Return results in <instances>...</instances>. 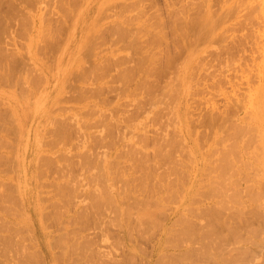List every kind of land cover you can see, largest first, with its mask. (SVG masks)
Masks as SVG:
<instances>
[{
    "label": "rangeland",
    "instance_id": "rangeland-1",
    "mask_svg": "<svg viewBox=\"0 0 264 264\" xmlns=\"http://www.w3.org/2000/svg\"><path fill=\"white\" fill-rule=\"evenodd\" d=\"M176 18L178 19L175 20ZM179 19L182 21V24ZM165 21L169 24V26ZM173 21H175V23ZM147 23H151V25H148ZM164 23L167 24L168 28L166 25V27H164ZM183 24L186 26L184 27ZM114 25L119 26L121 29L117 27V30L114 28ZM178 25L179 27H177ZM112 29L114 30V33L117 32L116 35L111 33L110 30ZM144 29H148L150 32L144 31ZM156 29L159 31H156ZM162 29L164 32H162ZM121 30L122 32L125 30L124 32L126 33H122ZM179 32H183L182 35ZM160 33H162L163 36ZM151 34L153 37L156 34L158 36L156 35L155 39L153 37V39H150L149 37H151ZM168 34L170 36H168ZM133 35H136L134 37L137 38H134ZM89 37L91 38L89 39ZM131 37L132 40L130 39ZM164 38L166 41L163 40ZM185 39L187 40V43L185 42ZM89 40L92 42H88ZM135 40L137 44L135 43ZM86 41L89 45L86 44ZM140 44L144 45V47ZM263 49L264 0H0V57H5L6 53L17 55V57H14L15 64L13 63V67L16 69L8 67L9 65L5 64L7 60L5 61L4 58L0 59V68L3 69H0V109H7L9 112L13 109L11 113L14 111L13 113L16 114L15 117H19L18 119L21 120L22 123L20 128H16L14 132L12 130L13 134L12 132L9 133L10 138L12 136L16 137L20 135L21 141L19 143V150L16 152L19 154L17 168L19 167L18 169L20 175L18 179L23 191H25L27 195H25L27 198L25 197L24 206L21 205V207L19 205V207H21L19 210H22V219L28 223L34 221L37 222L40 216L39 209L37 208L38 189L34 185L35 181L32 176V166L35 165L37 155L41 152L46 153L43 151L46 150V145H43L45 141L44 139L46 138L47 140L52 134L53 137H51L54 138V141H56L54 142L56 145H54L53 150H59L58 153L62 159L65 156L66 159H70V161L69 159H63L62 162L68 163L69 161L71 163L70 180L72 181L71 184L74 182L71 186L73 188L76 187V190L75 188L74 190L71 188V195L75 196V201H80L81 206L87 207L85 211L90 214L91 219L95 218L96 221L100 218L102 219H100V221L98 220V222H101L100 224L102 226H99L100 229L96 228L99 236V238L97 237L96 239L98 240V243H100L99 248L100 250L103 249L106 253L104 255L103 250L101 252V254L103 253L101 258L104 260L102 264H112L114 258V263L115 261H121L122 263L120 262V264H130L132 262H134V264H142L144 260L149 259L144 253V251L149 250L151 245V243H149V240L151 242V239L149 238H151V234H153L152 236L157 235L156 233H158V230L156 231V229H158L159 225L162 223V218L165 213H170L173 210L175 211V214L171 213V216L173 215L171 217L172 219L170 218L171 221L169 220V225L171 226L167 228L171 231H166L171 234L169 236V233L165 232L161 236L163 242L165 239V243L161 242L160 245L162 248L159 246L156 251L157 255L161 249H163L162 253L164 256H162L161 252V256L157 255V257H162V259L160 257L158 259H161L163 263L174 264L173 262H175V264H194L197 261H200L198 264H206L207 262V264H212L214 261H217V263L214 262V264H224V262H222L224 258L225 264H231L232 261L234 264H246V262H248L247 264H264V219L262 220L264 214H261V206H263L264 210V196L259 195L264 192V178L262 179V176L264 177V166L262 167L260 163L261 160L258 158V155H256L261 152L259 157L262 156V149L257 147L264 143V139H262V131L257 128L259 122L256 115H254L255 111L253 112V110L249 109L248 103L246 102V95L244 94H248V90H246L250 88L248 85L253 83L254 86L251 85V87L254 88L258 84V70L263 69L264 66ZM166 52L168 53L166 54ZM141 54H145V56H141ZM10 56L8 54V57L6 58H9ZM16 58L19 59V62ZM111 59L114 61L117 60V63L120 62L119 65L116 62V64L112 63L113 61H111ZM107 60L111 61V65ZM163 61L164 64H168L164 65ZM84 63L86 64L85 66ZM134 63L138 64V66H136L137 64L135 65L138 70L134 68ZM4 64L6 68L3 66ZM94 64L96 65L93 66ZM102 64L109 66H103ZM96 66L99 67L96 68ZM91 67L96 69V72L94 71L95 74H93V69H90ZM30 68L31 70L29 71ZM110 68L112 69L109 70ZM5 69L6 72L4 71ZM121 69H124L122 70L125 71L124 74H121L123 73ZM134 70H137V72L135 71V73ZM9 71L15 73V75ZM28 71H32V74L39 73L37 74L38 82L36 85L38 90H35L37 93L34 91V87L31 82L32 74ZM127 71L128 73L134 74H128ZM142 71H144V73ZM3 72H9L8 74H10L11 77L14 75L15 78L12 79V77L11 81L9 75L4 74ZM72 72H74V75ZM125 74H128L129 76L127 75L124 77ZM18 75L19 77H17ZM84 75L87 79L86 81L84 80ZM95 75H98L101 79L97 76V78H94L96 80H93L92 78L96 77ZM4 76L10 80H7L6 78L8 82H5V79L2 80ZM90 76H92V78L89 79ZM122 76L123 79H121ZM141 76H146L148 80L146 77L145 80L142 77L143 81H141ZM128 78L130 82L128 81ZM14 80L18 82H15ZM125 80L127 84L129 83L131 86L127 85ZM131 80H134V82ZM136 80H140L139 83ZM146 80L150 82H147ZM122 82H124V84ZM134 84L135 86L139 84L140 86L146 85L145 87L149 88L146 89L144 86V89L140 86H136L134 88ZM19 85L23 88V93L20 92L22 88H19ZM23 86H25L26 89ZM98 87L99 89H97ZM150 87H153V91H151ZM148 91L151 92L148 93ZM133 92L135 94H133ZM144 93L146 97L144 96ZM151 95H154L152 96L153 98ZM242 95L245 96H243L245 100ZM238 99L240 103L237 102ZM138 100H140V103ZM234 101L241 106L234 104ZM242 104L244 106H242ZM232 107H234V109H238L237 112L235 111V114H232L234 113V111L232 112ZM246 108H248V111H246ZM4 110L3 117L5 120L0 115L2 123L12 119L13 117L10 113V117L6 116L8 111L6 110L5 113ZM247 115L249 118H247ZM5 117H8V119ZM103 118L105 119L103 120ZM95 120H101L100 122L103 123H97L98 121L96 122ZM107 122H110L111 124L109 123L108 126ZM92 124L94 126H92ZM5 125H7V123ZM106 126L107 128H105ZM237 126L239 130L242 127L240 130L242 132L241 134L245 131V134H243L244 136L242 135L240 137V131L235 128ZM245 126H247L246 129ZM13 127L15 128V123ZM233 128L236 129V132L239 131L238 135H235ZM254 128L255 130H253ZM50 129L53 133L48 131ZM109 129H112V135L109 132ZM17 130H19V133ZM247 130L249 133H247ZM248 134L250 136H247ZM254 134L256 135L255 137ZM246 136L253 141L250 142L249 139L246 140ZM244 139L246 142L248 141V144L246 143L247 145L243 143L245 141ZM152 140H155L157 145L154 143L155 141L152 143ZM170 140H172V142ZM181 142L184 146H181ZM171 143L174 146H172ZM155 145L161 147H155ZM254 148H256V154ZM139 149L141 151H139ZM160 149L164 150L157 153L154 152V150L159 151ZM186 150L189 152L187 153ZM162 152H164V155ZM160 153L162 156L159 155ZM188 154L191 157L188 156ZM253 154L254 159L251 156ZM140 156L143 157L140 159ZM145 157L148 159L146 160ZM162 157L164 160L167 158L169 160L164 161ZM223 157L225 158L223 159ZM255 158L257 159L256 161H254ZM144 160L146 161L144 162ZM258 160H260V162ZM166 162H169L170 164H167ZM70 163L66 165H69ZM141 163H144L145 166ZM207 163H209V166ZM173 164L176 167H173ZM170 165H172V167ZM63 166H65V164H63ZM141 166L144 167L140 168ZM169 166L171 168H169ZM205 166H208V168ZM260 168H262V171ZM218 169L221 170V174ZM179 170L181 172L184 171L182 173L185 174H182ZM172 171L175 175L171 173ZM222 171L224 172L222 173ZM179 172L180 175L182 174L181 176L178 175ZM142 174L144 176H142ZM147 174L148 176L150 175V177H148ZM145 175L147 177H145ZM209 177L211 182L208 179ZM129 178H134L135 180L132 179L133 181H130ZM219 178L221 179L218 181ZM220 181L223 182L220 183ZM215 182L216 184H214ZM137 184L140 188L136 187ZM156 184H158V189L154 187ZM149 185L151 187H149ZM216 185L220 187L215 188ZM224 186L225 189H227L226 192H224ZM252 186H254L256 190ZM179 187H182L183 189L181 190ZM118 188H120V190ZM141 188L143 190H141ZM130 189L134 190V194L133 190ZM149 189L151 192H148L150 191ZM135 190L138 192H135ZM235 190L237 191L236 194L234 192ZM257 190L259 194L256 192ZM139 191L142 192L139 193ZM205 191L209 194H205ZM179 192L182 193L179 194ZM149 193L152 194L150 195ZM196 193L199 194L197 195ZM202 193L205 194L203 195L204 200H202L203 196H200ZM224 193H227L228 196ZM131 194L136 197L133 195L131 196ZM231 194H234L233 197H231ZM144 195L147 196L143 197ZM152 195L154 198H152ZM229 195H231L230 199L232 198L231 200L233 202L229 199ZM179 196L180 198H178ZM226 196L228 197V202H231V204L226 201ZM141 197V200L143 201L142 203L139 202L141 201L139 200ZM146 197L147 199H145ZM162 197H165V200L162 199ZM192 197L196 199L193 201ZM190 198L193 202H190ZM122 199L124 201H122ZM134 199L138 200L135 201ZM143 199L147 201L146 203L149 206L142 205L143 203L146 204ZM132 200H134V202H132ZM197 200L199 201L197 202ZM250 200L254 203L253 205H251ZM128 201H131L129 203L131 205L129 206L128 204L126 207ZM135 202H137V205L133 204ZM238 202L240 204L238 205L239 210H237ZM90 203L92 207L89 205ZM221 203L222 205L224 204L223 206L225 208L221 209V207H223L220 205ZM95 204L98 206H95ZM112 204L114 206H112ZM118 204L120 207L117 206ZM225 205L229 206L230 209H228ZM139 208L142 209V212L145 210V213H142ZM234 208L236 209L235 214H233ZM242 208L251 209L248 212L249 214L247 213V217L250 216V219L248 218L249 220L243 218L245 213L244 211L242 213ZM253 208L259 213L261 221L259 220V217L255 218L256 216H254L253 218V216L250 215ZM93 209L99 212V216L98 213H94ZM150 209L153 211H150ZM136 210L138 212H135ZM148 210L150 213L154 212V210L157 213L155 212L156 215L153 213L154 216H152V214H148ZM34 211L36 212L34 213ZM159 211L161 213L164 211V215L163 213L160 215ZM228 211L231 213H228ZM126 212H129L132 217L129 215L131 217L130 218ZM141 214L142 216L144 214L142 218H140ZM137 215L138 218H136ZM25 216H27V218H25ZM150 216H152V219L154 217L157 218L158 222L156 223V220L154 219V221H150ZM148 217L150 220H148ZM135 218L136 220L144 219L145 222L148 221L150 224L153 222V225L156 227L152 224H147V226H150V231L147 229V234L144 232L142 234L143 236L141 235V238L144 237V240H140V242L143 241L144 243H147L144 244L142 242L140 244V242H138L137 244L136 242V244L131 247V242L124 238L122 231H119V229L121 227V223L125 224L127 220L128 222L130 220L131 225L132 223L134 225ZM182 218H186L185 220L187 221V225H185L186 221ZM158 219H161L162 221ZM241 219L248 220L251 227L254 225L255 227H253L255 229L251 228L250 230L249 224V227H244L241 223ZM131 220H133V222ZM136 220L135 222L138 221ZM159 221L161 223H159ZM222 222L223 226L221 224ZM224 222L226 225H224ZM108 223L109 226H107ZM157 224L159 225L157 226ZM241 224L243 228H240ZM213 226H218L219 229H215L216 227L213 228ZM228 226H232V230L231 228L229 230ZM102 227L105 230H103ZM220 227H222V229H220ZM189 228L192 230L195 229V231H190ZM205 228L206 230H210V233L208 230L206 231ZM235 228L238 229L236 230ZM107 229L108 231H106ZM245 229H249L252 233H250L249 230L246 231ZM96 230L94 228H90L87 229L86 232L89 236H93L95 235L94 231L96 232ZM184 230L186 233L183 232ZM186 230H189L191 233ZM238 230L239 233L242 232L243 234H239L237 232ZM23 231L24 229L20 232V234L22 233V239L26 237L24 238V242L27 243L29 241L27 238L29 235L26 231ZM255 231L260 233L256 234ZM201 232L202 234L199 235ZM223 232L228 234H224ZM110 234L112 236H110ZM230 234L236 235L231 236ZM204 235L206 237H204ZM39 236L40 242L43 241L47 244V247L45 246L47 264H62V261L59 259L60 256H58V253H60L59 249L57 247L55 248L53 245L50 246L53 242V238L48 237L45 231L43 232V228ZM101 237L105 240L102 241ZM168 237H170V239ZM202 237H204V239ZM100 238L101 240H99ZM138 238L140 239V236ZM241 238H245L244 240H247L248 242L250 239L252 241L250 240L248 243L247 241L245 242L244 240H241ZM253 239L255 243L253 242ZM215 240L218 241L217 244L220 243V245L217 246L214 243L215 246L212 247L213 241ZM47 241L49 243L51 241L52 242L49 244ZM176 241L179 243H176ZM166 243L167 246H165ZM127 244H129V248ZM142 244L145 245L146 249ZM188 245L191 247L190 250L192 253L191 251H188ZM216 246L217 248H215ZM232 246L233 248L239 249H236L238 252H235ZM242 247L244 249H242ZM193 248L197 252L196 255ZM198 248L203 252H201ZM208 248H210L209 250H214H211V253H207ZM247 248H250L249 250L252 251V254ZM217 249H219L220 252ZM125 250L128 251L125 252ZM158 250L160 251L158 252ZM244 250L247 253H245ZM183 251H187V253L184 254ZM114 252L116 256H114ZM120 252L121 254H119ZM177 252L182 257L177 256L179 255ZM131 253H133V255ZM219 253H222V255L220 254L223 256L222 259L218 257L220 256ZM229 253H231V255ZM174 254L176 256H174ZM198 254L201 256L200 259L205 257V263L202 261L203 259H198L200 257ZM243 254H246V257H242ZM126 255H129L128 257H132L129 258L130 261L127 260L128 257ZM165 255L167 256L165 257ZM236 255H239V257H236ZM112 256H114L113 259H111ZM196 256H198V258ZM209 256H213V260L212 257ZM138 257L139 260L137 259ZM163 257L164 259L167 258L166 260L168 262L170 260V262H165L166 260H163ZM228 257L232 260L231 262ZM121 258L126 260H122ZM35 259L36 260L33 264H36L39 260V258ZM106 259H108V261L111 259L112 261L106 262ZM158 259L157 262L159 261ZM171 259L173 260L171 261ZM155 260H153L154 264H156ZM57 261L60 262L58 263ZM161 263L162 262L159 264ZM38 264H40V262H38Z\"/></svg>",
    "mask_w": 264,
    "mask_h": 264
},
{
    "label": "bare ground",
    "instance_id": "bare-ground-1",
    "mask_svg": "<svg viewBox=\"0 0 264 264\" xmlns=\"http://www.w3.org/2000/svg\"><path fill=\"white\" fill-rule=\"evenodd\" d=\"M27 1V0H26ZM29 1V0H28ZM38 1V0H37ZM24 2V1H23ZM89 3V2H88ZM27 4V3H26ZM85 10H86V8H85ZM79 11V10H78ZM83 11V10H82ZM99 13V12H98ZM78 15H80V14H78ZM98 16V15H97ZM96 16V17H97ZM75 18V17H74ZM84 18V17H83ZM178 18H176L175 20H177ZM81 20H82V18H81ZM98 20V19H97ZM172 20H174V19H172ZM35 21V20H34ZM77 21V20H76ZM85 21V20H84ZM147 21V20H146ZM179 21H180V19H179ZM144 22H145V20H144ZM166 22V21H165ZM174 23H175V21H173ZM182 21H180V23H181ZM185 22V21H184ZM34 23V22H33ZM94 23V22H93ZM161 23H163V22H161ZM167 23V22H166ZM75 24V23H74ZM81 24V23H80ZM116 24V23H115ZM148 24V23H147ZM168 24V23H167ZM167 24H163L164 25V27H166L167 26ZM176 24H178V23H176ZM182 24V23H181ZM185 24H186V22H185ZM117 25V24H116ZM116 25H114V28H116L117 29V27H119V26H116ZM148 25H151V23L150 24H148ZM159 25V24H158ZM161 25V24H160ZM162 25V26H163ZM166 25V26H165ZM73 26H75V25H73ZM116 26V27H115ZM168 26H169V24H168ZM168 26H167V28H168ZM172 26V25H171ZM183 26H184V24H183ZM186 26V25H185ZM184 26V27H185ZM111 27V26H110ZM109 27V28H110ZM160 27V26H159ZM163 27V28H164ZM173 27V26H172ZM177 27H179V25L177 26ZM188 27V26H187ZM113 28V27H112ZM154 28V27H153ZM152 28V29H153ZM161 28V27H160ZM119 29H121L120 27H119ZM157 29H158V27H157ZM156 29V31H159V30H157ZM170 29V28H169ZM180 29V28H179ZM178 29V30H179ZM101 30V29H100ZM99 30V31H100ZM113 30V29H112ZM112 30H110L111 31V33H114V30H113V32H112ZM118 30V29H117ZM163 30V29H162ZM166 30V29H165ZM173 30H174V28H173ZM181 30V29H180ZM95 31V30H94ZM125 30H123V32H122V30H121V32L122 33H126V32H124ZM144 31H149L150 32V30H146V29H144ZM155 31V32H156ZM167 31V30H166ZM176 31V30H175ZM174 31V32H175ZM182 31V30H181ZM91 32V31H90ZM162 32H164V30L162 31ZM171 32V31H170ZM187 32V31H186ZM116 33L117 32H115L114 34L116 35ZM131 33V32H130ZM146 33V32H145ZM177 33V32H176ZM181 35H182V33L181 32H179ZM184 33H185V31H184ZM89 34V33H88ZM106 34V33H105ZM120 34V33H119ZM119 34H118V36H119ZM128 34V33H127ZM153 34V33H152ZM151 34V37H149L150 39H155L156 38V35L153 37V35ZM161 35H162V33H160ZM178 34V33H177ZM90 35V34H89ZM112 35V34H111ZM126 35V34H125ZM184 35V34H183ZM117 36V37H118ZM124 36V35H123ZM134 36H136V35H133V37ZM150 36V35H149ZM158 36V35H157ZM163 36V35H162ZM166 36V35H165ZM168 36H170L169 34H168ZM167 36V37H168ZM175 36V35H174ZM201 36V35H200ZM153 37V38H152ZM171 37H172V35H171ZM182 37V36H181ZM185 37H186V35H185ZM91 37H89V39H90ZM104 38V37H103ZM122 38V37H121ZM134 38H137V37H134ZM118 39H120V38H118ZM131 40H132V37L130 38ZM159 39V38H158ZM160 39H161V37H160ZM170 39V38H169ZM172 39V38H171ZM86 40V39H85ZM134 40V39H133ZM139 40V39H138ZM164 41H166L165 40V38L163 39ZM186 40V39H185ZM140 41V40H139ZM156 41V40H155ZM163 41V42H164ZM176 41V40H175ZM190 41V40H189ZM69 42V41H68ZM88 42H92V41H88ZM132 42V41H131ZM134 42V41H133ZM162 42V41H161ZM186 43H187V40L185 41ZM135 43L137 44V42H136V40H135ZM134 43V44H135ZM165 43V42H164ZM170 43V42H169ZM172 43V42H171ZM173 43H174V41H173ZM176 43V42H175ZM191 43V42H190ZM68 44V43H67ZM86 44H87V41H86ZM91 44H93V43H91ZM90 44V45H91ZM143 44V43H142ZM179 44V43H178ZM87 45H89V44H87ZM132 45V44H131ZM141 45V44H140ZM151 45V44H150ZM153 45V44H152ZM171 45V44H170ZM188 45V44H187ZM191 45V44H190ZM67 46V45H66ZM86 46V45H85ZM136 46V45H135ZM141 46H143L144 47V45H141ZM147 46V45H146ZM145 46V47H146ZM155 46V45H154ZM174 46H175V44H174ZM173 46V47H174ZM65 47V46H64ZM82 47V46H81ZM90 47V46H89ZM133 47V46H132ZM137 47H139V46H137ZM148 47V46H147ZM164 47V46H163ZM171 47V46H170ZM178 47V46H177ZM155 48V47H154ZM169 48V47H168ZM167 48V49H168ZM185 48V47H184ZM91 49V48H90ZM142 49H144V48H142ZM142 49H140V50H142ZM147 49V48H146ZM150 49H151V47H150ZM170 49V48H169ZM62 50V49H61ZM135 50H136V47H135ZM173 50V49H172ZM176 50H177V48H176ZM179 50V49H178ZM264 50V49H263ZM166 51V50H165ZM169 51V50H168ZM174 51V50H173ZM1 52V51H0ZM145 52V51H144ZM147 52H148V50H147ZM146 52V53H147ZM150 52H152V51H150ZM172 52V51H171ZM178 52V51H177ZM264 52V51H263ZM168 52H166V54H167ZM8 54H9V56H10V54L11 53H6V56L5 55H3V56H5V57H2V58H4V60L6 61L5 62V64H8L9 66L8 67H13L14 66V64H15V62H14V57H17V55L15 56L14 54H11V56L9 57V58H6V57H8ZM165 54V53H164ZM172 54V53H171ZM14 55V56H13ZM143 54H141V56H142ZM264 55V54H263ZM143 56H145V54L143 55ZM170 56V55H169ZM11 57H13V58H11ZM18 57H19V55H18ZM166 57H167V55H166ZM1 57H0V59H2ZM11 58V59H10ZM135 58V57H134ZM145 58V57H144ZM13 59V60H12ZM19 59H20V57H19ZM19 59H17L16 58V60H18V62H19ZM59 59H60V57H59ZM132 59V58H131ZM156 59V58H155ZM167 59V58H166ZM168 59H169V57H168ZM15 60V61H16ZM1 61H3V60H1ZM21 61V60H20ZM107 61H109V64H110V62L111 61H113L112 63H115L116 61H114V60H112L111 59V61L110 60H107ZM135 61V60H134ZM145 61H147V60H145ZM156 61H158V60H156ZM160 61V60H159ZM169 61V60H168ZM17 62V63H18ZM99 62V61H98ZM101 62H102V60H101ZM119 62V61H118ZM132 62H133V60H132ZM136 62V61H135ZM141 62V61H140ZM162 62V61H161ZM4 63V62H3ZM2 63V64H3ZM10 63V64H9ZM14 63V64H13ZM16 63V64H17ZM106 63V62H105ZM104 63V64H105ZM117 63V62H116ZM115 63V64H116ZM120 63V62H119ZM119 63H117L118 65H119ZM138 63V62H137ZM136 63V64H137ZM157 63V62H156ZM5 64L3 65L4 67H5ZM104 64H102L103 66H109V65H104ZM135 63H134V65L133 66H135L136 65ZM159 64H160V62H159ZM163 64H164V61H163ZM166 64H168V63H166ZM166 64H164V65H166ZM86 64L84 63V66H85ZM92 65V64H91ZM96 64H94L93 66H95ZM111 65V64H110ZM113 65V64H112ZM151 65V64H150ZM161 65V64H160ZM0 66H1V62H0ZM2 66V67H3ZM7 66V65H6ZM90 66V65H89ZM101 66V65H100ZM117 66V65H116ZM132 66V65H131ZM136 66H138V64L136 65ZM134 67V68H136L137 70H138V68L137 67ZM16 67V66H15ZM57 67V66H56ZM97 67H99V66H96V68ZM121 67V66H120ZM128 67V66H127ZM142 67V66H141ZM144 67V66H143ZM167 67V66H166ZM6 68V67H5ZM14 68V67H13ZM12 68V69H13ZM53 68V67H52ZM94 68V67H93ZM92 67L90 68V69H93ZM101 68V67H100ZM100 68H98V69H100ZM105 68V67H104ZM103 68V69H104ZM109 68V67H108ZM122 68H124V67H122ZM126 68V67H125ZM129 68V67H128ZM161 68V67H160ZM163 68H165V67H163ZM0 69H2V68H0ZM14 69H16V68H14ZM32 69H33V67H32ZM106 69V68H105ZM112 68H110L109 70H111ZM141 69V68H140ZM162 69V68H161ZM3 70V69H2ZM18 70V69H17ZM31 70V68L29 69V71ZM35 70V69H34ZM96 69H93L92 71H93V74H95L94 73V71H95ZM101 70H102V68H101ZM122 70H124V69H121V71ZM126 70H127V68H126ZM129 70V69H128ZM131 70V69H130ZM137 70H134V72L136 71L137 72ZM163 70V69H162ZM5 72H6V69L4 70ZM8 71V70H7ZM28 71V72H29ZM36 71V70H35ZM78 71V70H77ZM92 71H91V73H92ZM98 71H100V70H98ZM97 71V72H98ZM120 71V70H119ZM259 72H258V75H257V77H258V84H257V86H255L254 88L253 87H251V85H253L254 86V84L253 83H251L250 85H248V86H250V88L249 89H246V90H248V94L247 93H244L245 95H246V102L248 103V107H249V109H251V110H253V112L255 111V114L254 115H256V117H257V119H258V122H259V124H258V129H260V131H262V134H263V138L262 139H264V66H263V69H260V70H258ZM5 72H3L4 74H8L9 72H11V71H9L8 73H5ZM24 72V71H23ZM28 72H26V73H28ZM32 72V71H31ZM31 72H29V73H31ZM75 72V71H74ZM74 72H72V74L74 73ZM96 72V71H95ZM106 72V71H105ZM123 73H121V74H124V72L125 71H122ZM131 72V71H130ZM132 72H133V70H132ZM135 72V73H136ZM140 72V71H139ZM143 73H144V71H142ZM1 73V72H0ZM12 74H14L15 75V73H13V72H11ZM33 73H34V71H33ZM76 73V72H75ZM99 73H101V72H99ZM127 73H128V71H127ZM142 73V74H143ZM4 74H2V75H4ZM32 74V73H31ZM37 74H39V73H36V74H32V80H31V82H32V85H33V87H34V91L35 90H38V88H36L37 86V82H38V77H37ZM69 74V73H68ZM71 74V75H72ZM92 74V75H93ZM121 74H120V76H121ZM128 74H134V73H128ZM128 74H125L124 75V77L125 76H127ZM9 75V77H10V79L12 78V79H14L15 77H14V75L11 77V75L10 74H8ZM74 75V74H73ZM91 75V74H90ZM100 75H103V74H100ZM119 75V74H118ZM6 76V75H5ZM5 76L2 78V80H4L5 79V82L9 79V78H7V80H6V78H5ZM76 76V75H75ZM79 76V75H78ZM77 76V77H78ZM96 77H93L92 78V76H90L89 77V79L90 78H92L93 80H96V79H94V78H97V76L98 75H95ZM129 76V75H128ZM131 76V75H130ZM2 77V76H1ZM17 77H19V75L17 76ZM20 77H21V75H20ZM24 77V76H23ZM40 77V76H39ZM84 77H85V75H84ZM99 77V76H98ZM132 77V76H131ZM134 77V76H133ZM142 77L143 76H141V81H143V79H142ZM146 76H144L143 78H144V80L147 78H145ZM182 77H183V74H182ZM68 78V77H67ZM81 78H83V77H81ZM100 78V77H99ZM118 78H121V77H118ZM130 78V77H129ZM129 78H128V81H129ZM1 79V78H0ZM9 79V80H10ZM12 79H11V81H12ZM21 79V78H20ZM41 79V78H40ZM39 79V80H40ZM80 79V78H79ZM101 79V78H100ZM121 79H123V76H122V78ZM121 79H119V80H121ZM126 79V78H125ZM131 79H133V78H131ZM151 79V78H150ZM85 81L87 80L86 79V77H85V79H84ZM135 80V79H134ZM134 80H131L132 82H134ZM147 80H148V78H147ZM146 80V81H147ZM15 82H18L19 81V79H18V81H16V80H14ZM13 81V82H14ZM21 81V80H20ZM22 81H24V80H22ZM27 81V80H26ZM28 81H29V78H28ZM123 81V80H122ZM136 81H138V83H139V81L140 80H136ZM153 81V80H152ZM249 81V80H248ZM8 82V81H7ZM125 82H126V80H125ZM130 82V81H129ZM147 82H150V81H147ZM2 83V82H1ZM23 83V82H22ZM27 83V82H26ZM123 84H124V82H122ZM137 83V84H138ZM5 84V83H4ZM17 84V83H16ZM25 84V83H24ZM31 84V83H30ZM121 84V83H120ZM126 84H127V82H126ZM136 84V83H135ZM135 84H134V88L137 86H140V84L139 85H136L135 86ZM142 84V83H141ZM9 85V84H8ZM101 85V84H100ZM127 85H130L129 83L127 84ZM73 86V85H72ZM97 86V85H96ZM131 86V85H130ZM143 86L144 85H141L140 87H142L143 88ZM146 86V85H145ZM144 86V88H149V87H145ZM148 86V85H147ZM23 87H25V86H23ZM30 87V86H29ZM33 87H32V90H33ZM70 87H71V85H70ZM75 87V86H74ZM77 87V86H76ZM121 87V86H120ZM132 87H133V85H132ZM19 88H22V87H20V85H19ZM36 88V89H35ZM103 88H104V85H103ZM143 88V89H144ZM151 88V87H150ZM153 88V87H152ZM151 88V91H153V89ZM248 88V87H247ZM252 88V89H251ZM25 89H26V87H25ZM97 89H99V87L97 88ZM145 89V90H146ZM73 90V89H72ZM121 90V89H120ZM139 90V89H138ZM142 90V89H141ZM23 91V88H22V90H20V92L21 93H23L22 92ZM74 91V90H73ZM136 91V90H135ZM134 91V92H135ZM147 91V90H146ZM150 91V92H151ZM29 92V91H28ZM33 92V91H32ZM36 92V91H35ZM131 92H132V90H131ZM133 92V94H135ZM142 92V91H141ZM144 92V91H143ZM149 91H148V93H150ZM155 92V91H154ZM37 93V92H36ZM146 93V92H145ZM145 93H144V96L146 97V95H145ZM34 94V93H33ZM132 94V95H133ZM137 94V93H136ZM143 94V93H142ZM147 94V93H146ZM150 95V94H149ZM24 96V95H23ZM38 96V95H37ZM143 96V95H142ZM152 96H154V95H151V97ZM244 95H242V97H243ZM42 97V96H41ZM241 97V98H242ZM245 97V96H244ZM244 97H243V99H244ZM34 98V97H33ZM153 98V97H152ZM236 98V97H235ZM240 98V97H239ZM148 99V98H147ZM147 99H145V100H147ZM142 100H144V99H142ZM151 100V99H150ZM235 100V99H234ZM245 100V99H244ZM140 100H138V102H139ZM148 101H149V99H148ZM147 101V102H148ZM242 101V100H241ZM151 102V101H150ZM236 101H234L233 103L234 104H238L237 102H239L240 103V101H239V99H238V101L235 103ZM244 102V101H243ZM140 103V102H139ZM138 103V104H139ZM142 104H144L143 102H141ZM35 104V103H34ZM233 104V105H234ZM232 105V106H233ZM238 105H240V104H238ZM238 105H237V107H238ZM142 106V105H141ZM241 106V105H240ZM242 106H244L243 104H242ZM247 106V105H246ZM234 107H235V105H234ZM234 107H232L233 108V110H232V112L234 111V113H232V114H235V111L237 112V110L238 109H234ZM4 108V107H3ZM6 108H8V107H6ZM247 110L246 111H248V108H246ZM4 110V109H3ZM3 110H1L0 109V115H1V117L4 119V117H3ZM7 110V109H6ZM6 110H4L5 111V113H6ZM13 110V109H12ZM12 110H10V112L8 111L7 112V114H6V116H9L10 117V115L12 114L13 115V117H12V119H9V120H11V121H9V120H7L6 122H3L2 123V118H1V122H0V264H33L34 263V261L36 260L35 258H39V260H38V262H40V264H47V260H46V254H45V246L47 247V244L46 243H44L43 241L42 242H40V240H39V234H40V232H42V228H43V232L45 231V233L48 235V237H52L51 239H52V243H51V245L50 246H55V248L57 247L58 249H59V251H60V253H58L57 251V253H58V256H60V258L58 257V256H56L57 258H59L60 259V261H62V264H102V262L104 261L101 257V255L104 253V255L106 254L105 252H104V250H103V253L101 254V252H102V250H100V248H99V244L100 243H98V240H96L97 239V237L99 238V236H98V230H96V228H99L100 229V223L101 222H98V220L100 221V217H98V218H100V219H98L97 221L95 220V218H90V214H88V212L87 211H85L86 210V208L87 207H83V206H81L80 205V201H75L76 200V198H75V196L74 195H71L72 194V189L71 188H73L71 185H73L74 184V182H73V184H71V178H70V173H71V169H70V167H71V163L69 162L70 161V159H69V161H68V163H70L69 165H66V164H68L67 162H62L63 161V159H66V156L62 159V157H60V154L58 153L59 152V150H53L54 149V145H56V144H54V142H56V141H54V138H52L53 136H52V134H51V138L49 139H47L46 140V138L44 139L45 141H44V143H43V145L45 146L46 145V150H43V151H45L46 153H42V155H41V153L39 154V155H37L36 156V162H35V165L34 166H32L33 167V171H32V176H33V179H34V181H35V187L38 189V191H37V193H38V199H37V201H38V206H37V208L39 209V214H40V216H39V218H38V220H37V222H30V223H28L27 221L25 222L24 221V219H22V210L20 211L19 209L22 207V206H24V204H25V197L27 196L26 195V193H25V191H23V189H22V186L20 185V181H19V167L17 168V164H18V162H19V154L18 153H16L18 150H19V143L21 142L20 141V135H18V136H12V137H14V138H10V132H12V130H13V132H14V130H16V128L18 129V128H20V125L22 124L21 123V120H19L18 118L19 117H15L16 116V114H14L13 112L11 113V111ZM16 110V109H15ZM244 110H245V107H244ZM250 111V110H249ZM16 112H17V110H16ZM9 113H10V115H9ZM19 114V113H18ZM243 116V115H242ZM246 116V115H245ZM6 119H8V117H5ZM13 118H14V123H15V128L13 127V125H14V123H13ZM126 118V117H125ZM247 118H249L248 117V115H247ZM105 118H103V120H104ZM5 120V119H4ZM96 121V120H95ZM98 121V122H97ZM96 122L97 123H103V122H100L99 120H97ZM252 121V120H251ZM95 122V123H96ZM7 123V125H5ZM94 123V124H95ZM106 123V122H105ZM109 123L110 122H107V124H108V126H109ZM238 123H239V121H238ZM107 124H105V125H107ZM111 124V123H110ZM90 125H91V123H90ZM97 125V124H96ZM96 125H95V127H96ZM99 125V124H98ZM104 125V126H105ZM244 125V124H243ZM92 126H94L93 124H92ZM112 127V126H111ZM244 127V126H243ZM249 127V126H248ZM251 127V126H250ZM12 128H14V129H12ZM54 128V127H53ZM104 128V127H103ZM105 128H107V126L105 127ZM236 129H238V126L237 127H235ZM235 128H233L234 130L233 131H235V135L237 134L238 135V133H239V131L242 129V127H241V129L239 130V131H237L236 132V129ZM240 128V127H239ZM247 128V126H245V129ZM251 128H253V127H251ZM256 128V127H255ZM255 128L253 129V130H255ZM104 130V129H103ZM112 130V129H111ZM111 130L109 129V132L111 133ZM250 130V129H249ZM18 131V133H19V130H17ZM16 131V132H17ZM24 131V130H23ZM48 131H51V129L50 130H48ZM53 131H54V129H53ZM243 131V130H242ZM248 131V130H247ZM13 132H12V134H13ZM15 132V133H16ZM33 132V131H32ZM52 132V131H51ZM244 133L243 134H245V131H243ZM49 133V132H48ZM53 133V132H52ZM65 133H66V131H65ZM102 133H106V132H102ZM109 133V134H110ZM113 133V132H112ZM112 133H111V135H112ZM242 132L240 131V134H241ZM247 133H249V131L247 132ZM254 133V132H253ZM252 133V134H253ZM67 134V133H66ZM108 134V133H107ZM239 134V135H240ZM243 134H241L240 135V137L243 135ZM251 134V135H252ZM104 135V134H103ZM101 136V135H100ZM105 136H108V135H105ZM182 136V135H181ZM244 136V135H243ZM247 136H250L249 134L247 135ZM246 136V137H247ZM256 135L254 134V137H255ZM240 137H239V140H240ZM245 137V139L247 140V139H249L248 137L246 138ZM236 138H237V136H236ZM252 138V137H251ZM31 139H32V137H31ZM244 139V140H245ZM261 139V140H262ZM246 140L243 142V143H247L246 142ZM250 140V139H249ZM155 141V140H154ZM153 140H152V143L154 142ZM171 142H172V140H170ZM253 141V140H252ZM251 140H250V142H252ZM239 142V141H238ZM31 143V142H30ZM42 143V142H41ZM102 143V142H101ZM154 143H156V145H157V142L155 141ZM159 143H162V142H159ZM168 143H170V142H168ZM103 144V143H102ZM174 144V143H173ZM181 144H182V142H181ZM185 144V143H184ZM248 144V143H247ZM246 144V145H247ZM249 144H252V143H249ZM21 145V144H20ZM104 145V144H103ZM154 145V144H153ZM155 145V147H161V146H156ZM171 145H172V143H171ZM172 146H174V145H172ZM181 146H184L183 144L181 145ZM258 146V145H257ZM242 147H243V145H242ZM45 148V147H44ZM159 148H157V149H159ZM188 148V147H187ZM186 148V149H187ZM248 148H249V145H248ZM257 148H261L262 149V156L261 157H259L260 156V154H261V152H260V154H256V148H254V150H255V154L256 155H258V158H260V160H261V162H260V160H258L260 163H261V165H262V167L264 166V143H262L261 145H259ZM154 149H156V148H154ZM195 149V148H194ZM260 149V150H261ZM137 150H138V147H137ZM161 150H164V149H160L159 151H155L154 150V152H160ZM27 151V150H26ZM139 151H141L140 149H139ZM139 151H138V153H139ZM187 151V150H186ZM20 152V151H19ZM63 152V151H62ZM61 152V153H62ZM153 152V153H154ZM189 151H187V153H188ZM163 153V155H164V152H162ZM169 153V152H168ZM204 153V152H203ZM254 153V152H253ZM25 154V153H24ZM155 154V153H154ZM153 154V155H154ZM170 154V153H169ZM206 154H207V152H206ZM156 155H158V154H156ZM159 155H161V153L159 154ZM171 155V154H170ZM202 155V154H201ZM68 156H69V154H68ZM143 156H144V154H143ZM143 156H140V159L143 157ZM162 156V155H161ZM186 156H187V154H186ZM188 156H190L189 154H188ZM252 156V158H253V156H254V154L253 155H251ZM30 157V156H29ZM70 157V156H69ZM191 157V156H190ZM190 157H189V159H190ZM206 157V156H205ZM23 158H25V157H23ZM132 158V157H131ZM146 158V160L148 159L147 157H145ZM159 158V157H158ZM167 158V157H166ZM188 158V157H187ZM225 157H223V159H224ZM62 159V160H61ZM68 159H66V160H68ZM162 159H163V157H162ZM173 159V158H172ZM189 159H187V160H189ZM192 159V158H191ZM228 159V158H227ZM254 159V158H253ZM65 160V161H66ZM146 160H144V162L146 161ZM164 160V159H163ZM166 160H169L168 158L167 159H165L164 161H166ZM257 159L255 158V160L254 161H256ZM190 161V160H189ZM257 161V162H258ZM171 162V161H170ZM191 162V161H190ZM167 164L169 163V162H166ZM62 164V165H61ZM63 164H65V166H63ZM139 164V163H138ZM142 164V163H141ZM140 164V165H141ZM170 164V163H169ZM186 164H188V163H186ZM209 163H207V165H208ZM228 164V163H227ZM142 165H144V163L142 164ZM176 165H178V164H176ZM189 165V164H188ZM259 165V164H258ZM66 166H69V167H66ZM145 166V165H144ZM144 166H141L140 168H143ZM171 167H172V165H170ZM169 166V168H171ZM180 166V165H179ZM209 166V165H208ZM208 166H205V167H207L208 168ZM218 166V165H217ZM228 166H229V164H228ZM260 166V165H259ZM173 167H176V166H174V164H173ZM211 167V166H210ZM177 168H179V167H177ZM182 168H184V167H182ZM182 168H180V169H182ZM218 168H219V166H218ZM224 168V167H223ZM223 168H222V170H223ZM227 168V167H226ZM191 169V168H190ZM210 169V168H209ZM217 169V168H216ZM261 169V171H262V168H260ZM264 169V168H263ZM142 171H144L143 169H141ZM183 170V169H182ZM188 170V169H187ZM211 170H212V168H211ZM219 170V169H218ZM180 171V170H179ZM224 171H226V170H224ZM224 171H222V173L224 172ZM264 171V170H263ZM146 172V171H145ZM175 172V171H174ZM177 172H178V170H177ZM176 172V173H177ZM181 172V171H180ZM180 172H179V176H181L182 174H185V173H182V172H184V171H182L181 173V175H180ZM212 172V171H211ZM219 172H220V174H221V170H219ZM142 173H144V172H142ZM149 173V172H148ZM171 173H173V171L171 172ZM207 173V172H206ZM205 173V174H206ZM209 173V172H208ZM259 173V172H258ZM263 173V172H262ZM150 174V173H149ZM174 174V173H173ZM187 174V173H186ZM225 174V173H224ZM224 174H222V175H224ZM175 175V174H174ZM211 175V174H210ZM215 175H217V174H215ZM263 175V174H262ZM142 176H144L143 174H142ZM141 176V177H142ZM147 176H148V174H147ZM146 175H145V177H147ZM177 176V175H176ZM188 176V175H187ZM201 176V175H200ZM213 176V175H212ZM211 176V177H212ZM148 177H150V175L148 176ZM184 177V176H183ZM219 177H221V176H219ZM203 178V177H202ZM218 178V177H217ZM223 178V177H222ZM264 177L262 176V179H263ZM126 179V178H125ZM130 179V178H129ZM132 179H134V178H132ZM132 179H130V181H133ZM147 179V178H146ZM209 179V181H210V177L208 178ZM212 179V178H211ZM221 178H219L218 179V181L220 180ZM127 180H128V177H127ZM127 180H124V181H127ZM135 180V179H134ZM215 180V179H214ZM216 181V180H215ZM218 181H217V183H218ZM211 182V181H210ZM214 182V181H213ZM221 182H223V181H220V183ZM208 184H209V182H208ZM214 184H216V182L214 183ZM219 184V183H218ZM146 185V184H145ZM144 185V186H145ZM154 185V184H153ZM157 185L158 184H156V186H154V187H156V189H158V187H157ZM181 185H182V183H181ZM180 185V186H181ZM211 185V184H210ZM213 185V184H212ZM221 185V184H220ZM140 186H142V185H140ZM143 186V187H144ZM148 186V185H147ZM185 186V185H184ZM221 186H223V185H221ZM136 187H139V185L137 184L136 185ZM142 187V188H143ZM149 187H151L150 185H149ZM148 187V188H149ZM160 187H162V186H160ZM160 187H159V189H160ZM218 186L216 185V187L215 188H217ZM220 187V186H219ZM218 187V188H219ZM254 189H255V187L254 186H252ZM75 188V190H76V187H74ZM74 188H73V190H74ZM133 188H134V186H133ZM140 188V187H139ZM139 188H138V190H139ZM141 188V190H143ZM146 188V187H145ZM147 188V189H148ZM181 190L183 189L182 187H179ZM251 188V187H250ZM250 188H249V190H250ZM116 189V188H115ZM119 190H120V188H118ZM135 189H137V188H135ZM146 189V190H147ZM179 189V190H180ZM222 189V188H221ZM223 189H225V186H224V188ZM117 190V189H116ZM130 190H133V189H130ZM150 190V189H149ZM191 190V189H190ZM226 190L227 189H225L224 190V192H226ZM256 190V189H255ZM137 190H135V192H136ZM154 191V190H153ZM152 191V192H153ZM160 191V190H159ZM197 191V190H196ZM201 191H203V190H201ZM220 191V190H219ZM218 191V192H219ZM254 191V190H253ZM262 191V190H261ZM138 192V191H137ZM140 192H142V191H139V193ZM147 192V191H146ZM148 192H151V190L150 191H148ZM161 192H163V191H161ZM160 192V193H161ZM207 191H205V194H209V193H206ZM222 192H223V190H222ZM235 192V194H236V190L234 191ZM234 192H232V193H234ZM258 194H259V192H258V190L256 191ZM74 193V192H73ZM117 193H119V192H117ZM132 193V192H131ZM154 193V192H153ZM165 193V192H164ZM180 193H182V192H179V194ZM200 193V192H199ZM199 193H196L197 195L199 194ZM219 193H221V192H219ZM218 193V194H219ZM261 193V192H260ZM263 194H264V192H262ZM259 194V195H262V196H264L263 194ZM133 194H134V190H133ZM133 194H131V196L133 195ZM144 194H146V193H144ZM150 194V193H149ZM152 194V193H151ZM150 194V195H151ZM155 194H157V193H155ZM178 194V193H177ZM201 194V193H200ZM205 194H203L202 193V195H200L201 197L203 196V195H205ZM225 194V193H224ZM227 194V193H226ZM225 194V195H226ZM230 194V193H229ZM26 195V196H25ZM117 195H119V194H117ZM121 195V194H120ZM142 195V194H141ZM159 195V194H158ZM185 195V194H184ZM211 195V194H210ZM221 195V194H220ZM222 195H223V193H222ZM232 195V196H231ZM231 195H229V199H230V196L231 197H233V195L234 194H231ZM123 196V195H122ZM121 196V197H122ZM130 196V195H129ZM130 196V197H131ZM133 196H135V195H133ZM145 196H147V195H144L143 197H145ZM165 196V195H164ZM227 196H228V194H227ZM226 196V197H227ZM236 196H238V195H236ZM121 197H119V198H121ZM124 197H126V196H124ZM123 197V198H124ZM136 197V196H135ZM149 197V196H148ZM158 197V196H157ZM200 197V198H201ZM212 197V196H211ZM210 197V198H211ZM27 198V197H26ZM37 198V197H36ZM129 198V197H128ZM132 198V197H131ZM150 198V197H149ZM152 198H154L153 197V195H152ZM161 198V197H160ZM159 198V199H160ZM165 198V197H164ZM163 197H162V199H164ZM178 198H180V196L178 197ZM189 198V197H188ZM193 198V197H192ZM198 198V197H197ZM208 198V197H207ZM206 198V199H207ZM91 199V198H90ZM125 199V198H124ZM142 199V197L139 199V200H141ZM145 199H147V197L145 198ZM191 199V198H190ZM196 199V198H195ZM194 198H193V201L195 200ZM221 199H223V198H221ZM232 199V198H231ZM230 199V200H231ZM135 200V199H134ZM134 200H132V202H134ZM138 199H136L135 201H137ZM144 200V199H143ZM150 200V199H149ZM161 200V199H160ZM165 200V199H164ZM202 200H204V196H203V199ZM246 200V199H245ZM36 201V202H37ZM92 201V200H91ZM122 201H124L123 199H122ZM145 201V203L147 202L146 200H144ZM151 201V200H150ZM157 201V200H156ZM192 201V199H191V201L190 202H193ZM199 200H197V202H198ZM227 202H228V197H227V200H226ZM232 201V200H231ZM247 201V200H246ZM251 201V200H250ZM111 202V201H110ZM117 202H118V200H117ZM127 202V201H126ZM131 202V201H130ZM129 201H128V203H127V205H126V207L128 206V204L130 203ZM139 202H143L142 200L141 201H139ZM149 202V201H148ZM196 202V201H195ZM201 202V201H200ZM219 202H222V201H219ZM233 202V201H232ZM240 202V201H239ZM239 202H238V204H237V208H238V205H240L239 204ZM248 202V201H247ZM246 202V203H247ZM112 203V202H111ZM150 203V202H149ZM148 203V204H149ZM189 203V202H188ZM229 204H231V202H228ZM240 203H242V202H240ZM244 203V202H243ZM250 203V202H249ZM249 203H248V205H249ZM123 204V203H122ZM133 204H135V205H137V202H135V203H133ZM132 204V205H133ZM139 204V203H138ZM151 204V203H150ZM158 204V203H157ZM224 204H225V202H224ZM223 204V205H224ZM236 204V203H235ZM254 203H252V201H251V205H253ZM19 205L21 206V207H19ZM89 205H91V203L89 204ZM125 205V204H124ZM131 204H129V206H130ZM135 205H133V206H135ZM142 205H147V203L146 204H142ZM156 205V204H155ZM182 205V204H181ZM204 205V204H203ZM220 205H222V203L220 204ZM222 205V206H223ZM242 205H244V204H242ZM248 205H246V206H248ZM250 205V206H251ZM95 206H98V205H96L95 204ZM112 206H114L113 204H112ZM117 206H119L120 207V205L118 204ZM132 206V207H133ZM147 206H149V205H147ZM152 206V205H151ZM159 206V205H158ZM168 206V205H167ZM171 206V205H170ZM208 206V205H207ZM226 206V205H225ZM91 207H92V205H91ZM125 207V208H126ZM131 207V208H132ZM165 207V206H164ZM199 207H201V206H199ZM204 207V206H203ZM206 207V206H205ZM228 209H230L229 208V206H226ZM235 207V206H234ZM242 207V206H241ZM93 208H94V206H93ZM130 208V209H131ZM142 208V207H141ZM141 208H139V209H141ZM146 208H148V207H146ZM161 208H163V207H161ZM169 208V207H168ZM185 208V207H184ZM220 208V207H219ZM222 208H225L224 206L223 207H221V209ZM246 208V207H245ZM245 208H242V213H243V211H244V215L246 216H243V218L244 219H248L250 216H248L247 217V215L249 214L248 212L251 210V209H245ZM252 208V207H251ZM261 208H262V210H261V214H264V210H263V206H261ZM23 209V208H22ZM96 209V208H95ZM95 209H93L94 210V213H98V216H99V212H97ZM134 209V208H133ZM137 209V208H136ZM145 209V208H144ZM149 209V208H148ZM171 209V208H170ZM170 209H168V210H170ZM206 209V208H205ZM204 209V210H205ZM215 209V208H214ZM220 209V210H221ZM244 209V210H243ZM98 210V209H97ZM116 210V209H115ZM159 210V209H158ZM163 210V209H162ZM168 210H164V211H168ZM186 210H187V208H186ZM236 209L234 208V212H233V214H235L236 213V211H235ZM237 210H239V208L237 209ZM241 210V209H240ZM27 211V210H26ZM102 211V210H101ZM129 211V210H128ZM131 211H132V209H131ZM145 211V210H144ZM143 211V212H144ZM150 211H153V210H151L150 209ZM150 211L148 210V214H152V216H154V215H156L155 214V210H154V212H152V213H150ZM163 211V212H164ZM184 211V210H183ZM211 211V210H210ZM225 211V210H224ZM223 211V212H224ZM28 212V211H27ZM36 211H34V213H35ZM91 212H92V210H91ZM121 212H122V210H121ZM135 212H138L137 210L135 211ZM135 212H133V213H135ZM141 212H142V209H141ZM140 212V213H141ZM142 212V213H143ZM160 212V211H159ZM162 212V213H163ZM170 212V211H169ZM201 212V211H200ZM222 212V213H223ZM230 211H228V213H229ZM93 213V214H94ZM125 213V212H124ZM126 213H128V216L130 215L129 214V212H126ZM132 213V212H131ZM145 213V212H144ZM153 213H154V215H153ZM157 213V212H156ZM161 212H160V215L162 214ZM165 213V212H164ZM164 213H163V215H164ZM171 213H174L175 214V211L173 210L172 212H170V213H165V215H164V217L162 218L163 219V221L161 220V219H158V220H161L162 221V223L159 221V223H161L160 225L159 224H157V226L159 225V227H158V229H156V231L158 230V233H156L157 235H155V236H152L153 234H151V238H149V239H151V242H150V240H149V243H151V245H150V247H149V250H148V248H147V250L148 251H144V253H145V256H148V258L149 259H146V260H144L143 261V263L142 264H154L153 263V260H155L156 258L158 259L161 255H160V252L162 253V250L163 249H161L162 248V246L160 245L161 244V242H163L162 241V235L168 230L167 228L168 227H170L171 225H169V220H170V218L173 216H171ZM231 213V212H230ZM248 213V214H247ZM136 214V213H135ZM147 214V213H146ZM145 214V215H146ZM177 214V213H176ZM185 214V213H184ZM232 214V215H233ZM253 214V215H252ZM139 215V214H138ZM138 215H137V217L136 218H138ZM213 215H215V214H213ZM226 215V214H225ZM228 215V214H227ZM231 215V216H232ZM237 215H239V214H237ZM243 215V214H242ZM242 215H240V216H242ZM250 215L251 216H253V218H254V216H256L255 218H257V217H259V213L253 208L252 209V212H250ZM31 216V215H30ZM94 216V215H93ZM97 216V215H96ZM95 216V217H96ZM125 216V215H124ZM131 216V215H130ZM129 216V217H130ZM143 216H144V214H143ZM142 216V214H141V216H140V218H142L143 217ZM147 216V215H146ZM145 216V217H146ZM149 216V215H148ZM152 216H150V219H149V217H148V220H150V221H152L153 219L154 220H156V223L158 222L157 221V218H151ZM196 216V215H195ZM216 216V215H215ZM230 216V215H229ZM234 216V215H233ZM232 216V217H233ZM24 217V216H23ZM132 217V216H131ZM130 217V218H131ZM134 217V216H133ZM184 217V216H183ZM210 217V216H209ZM208 217V218H209ZM216 217H218V216H216ZM221 217V216H220ZM224 217H226V216H224ZM25 218H27V216H25ZM136 218H135V220H136ZM229 218V217H228ZM236 218H238V217H236ZM241 218V217H240ZM252 218V217H251ZM28 219H29V217H28ZM33 219V218H32ZM129 219V218H128ZM172 219V218H171ZM183 219V218H182ZM186 218H184L183 220L184 221H186L185 220ZM210 219H212V218H210ZM244 219H241V221H239V222H241L242 224H243V226L244 227H249V225H250V230H251V228H254L253 226L251 227V224H250V222L248 221V220H244ZM264 219V217L262 218V220ZM102 220V219H101ZM124 220H125V218H124ZM135 220H134V225H133V223H132V225H131V223H130V220H129V222H128V220H127V222L124 224V223H121V227H120V229H119V231L121 230L122 231V233H123V235H124V238L126 239V240H128L129 242H131V247H133L135 244H136V242H137V244H138V242H140V240L141 239H143L144 240V237L143 238H141V235L145 232L146 234H147V231L150 229L149 227L150 226H147V224L148 225H153V222H151V224L150 223H148V221L147 222H145V220L144 219H142V220H140V219H137L136 221L137 222H135ZM147 220V219H146ZM153 220V221H154ZM191 220V219H190ZM209 220V219H208ZM218 220V219H217ZM254 220V219H253ZM252 220V221H253ZM256 220V219H255ZM258 220V219H257ZM259 220L261 221V219H260V217H259ZM31 221H33V220H31ZM132 222H133V220H131ZM142 221V222H141ZM171 221V220H170ZM211 221V220H210ZM252 221H251V223H252ZM144 222V223H143ZM192 222H193V220H192ZM213 222V221H212ZM254 222V221H253ZM118 223H120V222H118ZM155 223V222H154ZM155 223V224H156ZM185 223V222H184ZM211 223V222H210ZM225 223V222H224ZM107 224V223H106ZM214 224V223H213ZM212 224V225H213ZM222 224V226H223V222L221 223ZM228 224V223H227ZM240 224V223H239ZM242 224H241V226H240V228L242 227L243 228V226H242ZM249 224V225H248ZM103 225H105V224H103ZM118 225V224H117ZM169 225V226H168ZM184 225V224H183ZM185 225H187V221H186V223H185ZM216 225V224H215ZM218 225V224H217ZM224 225H226V223L224 224ZM229 225V224H228ZM230 225H232V224H230ZM256 225V224H255ZM264 225V224H263ZM102 226V225H101ZM107 226H109V223H108V225ZM107 226H105V227H107ZM115 226H116V224H115ZM153 226H155V225H153ZM175 226V225H174ZM196 226V225H195ZM210 226H211V224H210ZM148 227V228H147ZM156 227V226H155ZM173 227V226H172ZM177 227V226H176ZM188 227H191V226H188ZM196 227H198V226H196ZM195 227V228H196ZM216 227V226H215ZM214 226H213V228H215ZM258 227V226H257ZM256 227V228H257ZM90 228H94L95 230H96V232L94 231V234L95 235H93V236H89V234L86 232V230L87 229H90ZM103 228V227H102ZM108 228H110V227H108ZM117 228V227H116ZM119 228V227H118ZM135 228V229H134ZM185 228V227H184ZM228 228H229V230H230V228H231V230H232V226H228ZM227 228V229H228ZM239 228V229H240ZM24 229V231H26L27 233H28V235H29V237H27L28 239H29V241L26 243V242H24V238H26V237H24L23 239H22V233L20 234V232L22 231ZM148 229V230H147ZM182 229V228H181ZM188 229V228H187ZM210 229V228H209ZM215 229H219L218 228V226L215 228ZM220 229H222V227H220ZM226 229V230H227ZM236 230L238 229V228H235ZM247 229V228H246ZM245 229V230H246ZM255 229V228H254ZM253 229V230H254ZM259 229V228H258ZM103 230H105L104 228H103ZM118 230V229H117ZM180 230V229H179ZM189 230L191 231L192 229H190L189 228ZM189 230H186V231H189ZM194 231H195V229H193ZM192 230V231H193ZM205 230H206V228H205ZM208 230V229H207ZM206 230V231H207ZM228 230V231H229ZM244 230V231H245ZM249 230V229H248ZM248 230H246V231H248ZM249 230V231H250ZM23 231V232H24ZM106 231H108V229L106 230ZM105 231V232H106ZM111 231V230H110ZM150 231V230H149ZM155 231V230H154ZM168 231H171V230H168ZM181 231V230H180ZM189 231V232H190ZM196 231H197V229H196ZM200 231V230H199ZM209 231V233H210V230H208ZM216 231H219V230H216ZM224 231H225V229H224ZM227 231V232H228ZM258 231H260V230H258ZM116 232V231H115ZM183 232H185V230L183 231ZM212 232V231H211ZM230 232V231H229ZM234 232V231H233ZM232 232V233H233ZM238 233H239V230L237 231ZM256 232V231H255ZM260 232H262V231H260ZM260 232H256V234L257 233H260ZM264 232V231H263ZM100 233V232H99ZM108 233V232H107ZM109 233H111V232H109ZM117 233V232H116ZM166 233H169V236H170V232H166ZM186 233V232H185ZM191 233V232H190ZM196 233V232H195ZM208 233V234H209ZM224 233V232H223ZM226 233V232H225ZM224 233V234H225ZM242 233V232H241ZM241 233H239V234H241ZM248 233V232H247ZM250 233H252L251 231H250ZM112 234V233H111ZM110 234V236H112ZM200 234H202V232L201 233H199V235ZM206 234V233H205ZM217 234H219V233H217ZM221 234V233H220ZM226 234H228V233H226ZM243 234V233H242ZM241 234V235H242ZM43 235V234H42ZM102 235V234H101ZM106 235H108V234H106ZM106 235H104V236H106ZM145 235V234H144ZM149 235V234H148ZM185 235V234H184ZM193 235V234H192ZM209 235H211V234H209ZM222 235V234H221ZM231 236H233L232 234H230ZM236 235V234H235ZM234 235V236H235ZM238 235V234H237ZM241 235H240V237H241ZM251 235V234H250ZM258 235H260V234H258ZM257 235V236H258ZM122 236V235H121ZM140 236V239L138 238V237ZM143 236V235H142ZM165 236V235H164ZM167 236V235H166ZM195 236V235H194ZM203 236V235H202ZM226 236V235H225ZM229 236V235H228ZM47 237V238H48ZM109 237V236H108ZM149 237V236H148ZM186 237V236H185ZM187 237H188V234H187ZM193 237V236H192ZM191 237V238H192ZM204 237H206L205 235H204ZM204 237H202L203 239H204ZM209 237H211V236H209ZM220 237V236H219ZM102 238V237H101ZM101 238L99 239V240H101ZM164 238V237H163ZM169 239H170V237H168ZM173 238V237H172ZM191 238H190V240H191ZM207 238H208V236H207ZM212 238V237H211ZM215 238V237H214ZM222 238V237H221ZM225 238V237H224ZM223 238V239H224ZM252 238V237H251ZM262 238H263V236H262ZM261 238V239H262ZM122 239V238H121ZM146 239V238H145ZM174 239V238H173ZM189 239V238H188ZM203 239H202V241H203ZM226 239V238H225ZM245 239V238H244ZM244 239H242L241 238V240H244ZM105 239H103L102 238V241H104ZM139 240V241H138ZM175 240V239H174ZM206 240V239H205ZM213 240V239H212ZM211 240V241H212ZM228 240H230V239H228ZM236 240V239H235ZM238 240V239H237ZM240 240V239H239ZM240 240V241H241ZM249 240V239H248ZM251 240V239H250ZM250 240H249V242H250ZM45 241H46V239H45ZM49 241V240H48ZM47 241V242H48ZM167 241V240H166ZM192 241V240H191ZM194 241H195V239H194ZM193 241V242H194ZM209 241H210V239H209ZM216 241V240H215ZM213 241V246L212 247H214L215 246V244L218 246V245H220V243L219 244H217V242L218 241ZM231 241V240H230ZM245 241V240H244ZM243 241V242H244ZM247 241V240H246ZM245 241V242H246ZM252 241V240H251ZM262 241V240H261ZM264 241V240H263ZM99 242H101V241H99ZM123 242V241H122ZM122 242H121V244H122ZM143 241H141L140 242V244L142 243ZM168 242V241H167ZM172 242V241H171ZM174 242V241H173ZM187 242V241H186ZM199 242V241H198ZM204 242V241H203ZM206 242V241H205ZM229 242V241H228ZM248 242V241H247ZM248 242V243H249ZM253 242H254V239H253ZM252 242V243H253ZM257 242H258V240H257ZM42 243V244H41ZM49 243V242H48ZM49 243V244H50ZM111 243H112V241H111ZM144 243V242H143ZM145 243H147V242H145ZM144 243V244H145ZM163 243H165V239H164V242ZM176 243H179V242H177L176 241ZM187 243H189V242H187ZM200 243V242H199ZM199 243H197V244H199ZM208 243V242H207ZM215 243V244H214ZM227 243V242H226ZM236 243H238V242H236ZM255 243V242H254ZM113 244V243H112ZM144 244H142L143 246H144V248H145V245ZM173 244H175V243H173ZM195 244V243H194ZM202 244H204V243H202ZM209 244V243H208ZM233 244H234V241H233ZM251 244V243H250ZM257 244V243H256ZM103 245V244H102ZM102 245H100V246H102ZM163 245V244H162ZM170 245H171V243H170ZM176 245V244H175ZM174 245V246H175ZM180 245V244H179ZM193 245V244H192ZM191 245V246H192ZM205 245H206V243H205ZM209 245H211V244H209ZM208 245V246H209ZM222 245V244H221ZM238 245V244H237ZM259 245H261V244H259ZM116 247H118L117 245H115ZM124 246V245H123ZM127 246H128V248H129V244H127ZM138 246V245H137ZM149 246V245H148ZM159 246H161V251L160 250H158V254L157 255H160V256H158L157 257V255H156V251H157V249L159 248ZM164 246V245H163ZM165 246H167V243H166V245ZM174 246H172V247H174ZM177 246V245H176ZM189 246V245H188ZM195 246V245H194ZM202 246V245H201ZM217 246L215 247V248H217ZM224 246V245H223ZM231 246V245H230ZM243 246V245H242ZM249 246V245H248ZM130 247V248H131ZM140 247V246H139ZM142 247V246H141ZM147 247V246H146ZM193 247V246H192ZM200 247V246H199ZM205 247V246H204ZM204 247H203V249H204ZM234 247H235V245H234ZM240 247V246H239ZM246 247V246H245ZM30 248H32V249H30ZM52 248V247H51ZM121 248H122V245H121ZM178 248V247H177ZM190 246H189V250L188 251H191L190 250ZM194 248H196V247H194ZM193 248V249H194ZM200 248H202V247H200ZM211 248V247H210ZM210 248H208V250L210 249ZM218 248H221V247H218ZM232 248H233V246H232ZM241 248V247H240ZM30 249V250H29ZM146 249V248H145ZM181 249V248H180ZM199 249V248H198ZM237 248H233V250H235V252H238L237 250H239V249H237ZM242 249H244L243 247H242ZM241 249V250H242ZM248 249V248H247ZM247 249H246V251H247ZM250 249V248H249ZM248 249V251L250 252L251 250H249ZM119 250V249H118ZM138 250H139V248H138ZM144 250V249H143ZM200 251H201V249H199ZM207 250V253L209 252V253H211V250L213 251L214 249H211V250H209L208 251ZM217 250H219V249H217ZM241 250H240V252H241ZM105 251H106V249H105ZM126 251H128V250H125V252ZM193 251H195V249L193 250ZM216 251V250H215ZM243 251V250H242ZM245 250H244V252L245 253H247ZM254 251V250H253ZM131 252V251H130ZM139 252H141V251H139ZM170 252V251H169ZM179 252V251H178ZM177 252V253H178ZM184 252V254L185 253H187V251L185 252V251H183ZM182 252V253H183ZM196 252V251H195ZM201 252H203V251H201ZM200 252V253H201ZM218 252V251H217ZM216 252V253H217ZM219 252H220V250H219ZM57 253H55V254H57ZM108 253V252H107ZM143 253V254H144ZM164 253H166V252H164ZM180 253V252H179ZM178 253V254H179ZM191 253H192V251H191ZM215 253V252H214ZM234 253V252H233ZM254 253V252H253ZM119 254H121V252L119 253ZM118 254V255H119ZM123 254H124V252H123ZM132 255H133V253H131ZM131 254H129V255H131ZM197 254V252L195 253V255ZM222 255V253H219V255ZM230 255H231V253H229ZM228 254V255H229ZM238 254V253H237ZM251 254H252V251H251ZM110 255V254H109ZM108 255V256H109ZM128 255V256H129ZM189 255H191V254H189ZM199 255V254H198ZM204 255V254H203ZM211 255V254H210ZM216 255V254H215ZM218 256V257H220L221 259L223 258V256ZM226 255V254H225ZM243 255H245V256H243ZM242 255V257H246V254H243ZM48 256V255H47ZM114 256H116L115 255V252H114ZM114 256H112V258L111 259H113L114 258ZM119 256H121V255H119ZM127 256V255H126ZM126 256H125V258H126ZM127 256V257H128ZM136 256V255H135ZM162 256H164V254L162 253ZM167 255H165V257H166ZM174 256H176L175 254H174ZM177 256H179V257H182L180 254L179 255H177ZM200 256V255H199ZM205 256V255H204ZM208 256V255H207ZM110 257V256H109ZM108 257V258H109ZM140 257V256H139ZM139 257L137 258L138 260H139ZM154 257H156V258H154ZM169 257V256H168ZM187 257H189V256H187ZM195 257V256H194ZM197 258H198V256H196ZM209 257H212V260H213V256H209ZM208 257V258H209ZM225 257H227V256H225ZM236 257H239V255L237 256L236 255ZM56 258V259H57ZM129 258H132L131 256L130 257H128L127 258V260H129L130 261V259ZM161 259H162V257H160ZM172 258H173V255H172ZM201 258V256L198 258L199 260H202L203 262H204V258H202V259H200ZM229 258V257H228ZM232 258V257H231ZM248 258V257H247ZM34 259V260H33ZM110 259V261H108V259H106L107 261L106 262H111L112 260ZM115 259V258H114ZM114 259H113V262H112V264H116V263H118V264H120V262H118V261H115V263H114ZM119 259V258H118ZM122 259V258H121ZM124 259V258H123ZM122 259V260H123ZM143 259V258H142ZM157 259L155 260L156 261V264H159L160 262H162L163 263V261L161 260V259H158L159 261L157 262ZM167 259V258H166ZM166 259H164V257H163V260H166ZM169 259H170V257H169ZM187 259V258H186ZM193 259V258H192ZM196 259V258H195ZM197 259V260H198ZM207 259V258H206ZM243 259V258H242ZM245 259V258H244ZM250 259V258H249ZM249 259H247V260H249ZM124 260H126V259H124ZM141 260V259H140ZM173 259H171V261H172ZM190 260H191V257H190ZM194 260V259H193ZM210 260H211V258H210ZM209 260V261H210ZM229 260H230V258H229ZM229 260H227V261H229ZM234 260V259H233ZM59 261V262H60ZM128 261V262H129ZM133 261V260H132ZM186 261V260H185ZM201 261V262H202ZM206 261V260H205ZM226 261V262H227ZM232 260H230V262H231ZM38 262L36 263V264H38ZM58 262V261H57ZM58 262V263H59ZM125 262V261H124ZM137 262V261H136ZM141 262V261H140ZM165 262H168L167 260L165 261ZM169 262H170V260H169ZM168 262V263H169ZM176 262H178V261H176ZM191 262V261H190ZM200 262V261H199ZM198 261L196 262V263H194V264H198L199 263ZM212 262V261H211ZM214 262H216L217 263V261H214ZM214 262L212 263V264H214ZM222 262H224V264H225V261H224V258H223V261ZM235 262V261H234ZM237 262V261H236ZM245 262H246V260H245ZM122 263V262H121ZM126 263V262H125ZM161 263V264H162ZM174 264H175V262H173ZM187 263V262H186ZM188 263H189V261H188ZM205 263V262H204ZM208 263V262H207ZM206 263V264H207ZM232 263H233V261H232ZM231 263V264H232ZM248 262H246V264H247ZM109 264V263H108ZM130 264H134V262H132V263H130ZM141 264V263H140ZM163 264H165V263H163ZM172 264V263H171ZM178 264V263H177ZM190 264V263H189ZM201 264H203V263H201ZM210 264V263H209ZM223 264V263H222ZM230 264V263H229ZM234 264V263H233ZM235 264H237V263H235Z\"/></svg>",
    "mask_w": 264,
    "mask_h": 264
}]
</instances>
